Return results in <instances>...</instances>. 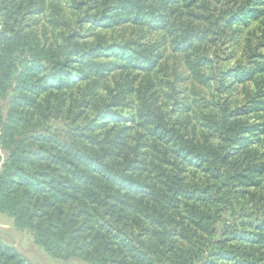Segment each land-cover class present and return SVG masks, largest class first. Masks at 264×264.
Here are the masks:
<instances>
[{"label": "trees", "instance_id": "obj_1", "mask_svg": "<svg viewBox=\"0 0 264 264\" xmlns=\"http://www.w3.org/2000/svg\"><path fill=\"white\" fill-rule=\"evenodd\" d=\"M63 1L101 31L0 0V213L58 260L264 264V88L177 113L150 79L168 39L200 80L214 36L259 20L263 44L264 0ZM48 9L53 39L26 20ZM0 264L30 263L0 240Z\"/></svg>", "mask_w": 264, "mask_h": 264}, {"label": "rangeland", "instance_id": "obj_2", "mask_svg": "<svg viewBox=\"0 0 264 264\" xmlns=\"http://www.w3.org/2000/svg\"><path fill=\"white\" fill-rule=\"evenodd\" d=\"M46 1L48 3L49 0ZM57 4H60L69 27L78 28L81 25L83 33L88 31L94 34L101 31V29L93 27L91 22L85 21L87 19L81 20L80 13L68 7V2L62 0ZM54 15L55 12H50L49 9L44 14L37 16L36 14L27 15L31 16V18L26 19L31 24L29 29L43 31L44 27L45 37L53 39L59 27L53 30V23L49 22L47 17H54ZM78 17L79 20L76 21ZM260 23L259 20L252 21L248 26L239 28L234 25L227 34L212 38L205 52L209 59L208 64L198 66L202 72L203 81L198 79L194 72H191L190 66L186 63L185 55L176 52L170 39H168L163 48V58L158 62L153 74L150 75L153 83L152 90L155 91L153 95L156 98L154 106H157L159 110L179 108L177 113H182L187 108V106L180 108L182 103L190 104L191 110L204 111V105L210 101L222 100L230 108H234L244 101L246 95L256 93L257 84L264 88V73H258L253 80L243 83H238L236 80L232 81V78L227 77L231 69H238V67L249 69L252 65L264 63V43L260 44ZM65 28L68 29V27ZM123 31L118 29L109 32V35L116 36ZM126 31L130 33L131 27ZM191 58L193 59V56ZM75 77V74L71 75V79H75ZM224 77H226L227 82L231 81L228 84L230 86L222 87L220 91H217L213 84L216 81L223 82ZM0 240L13 246L30 264H86L78 260L64 261L49 257L41 247L34 243L33 237L28 231L16 229L12 220L1 213Z\"/></svg>", "mask_w": 264, "mask_h": 264}]
</instances>
